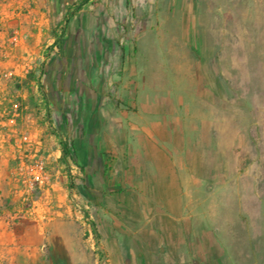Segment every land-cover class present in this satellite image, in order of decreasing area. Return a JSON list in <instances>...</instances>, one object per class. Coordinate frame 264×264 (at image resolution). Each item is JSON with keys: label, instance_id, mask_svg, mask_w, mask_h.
Wrapping results in <instances>:
<instances>
[{"label": "rangeland", "instance_id": "obj_1", "mask_svg": "<svg viewBox=\"0 0 264 264\" xmlns=\"http://www.w3.org/2000/svg\"><path fill=\"white\" fill-rule=\"evenodd\" d=\"M6 2L0 0V6ZM130 7L135 74H161L166 82L181 121L182 176L196 188L187 192L191 197L184 192L187 205L173 234L178 238L168 240L172 253L156 256L153 264H264V0H135ZM46 8L48 4L41 10ZM65 14L49 20L45 14L41 23L34 18L28 31L21 27L24 22L6 28L0 23V58L6 61L0 67V150L10 153L6 200H20L31 208L51 175L64 179L65 186L71 177L74 188L66 205L76 245L69 262L152 264L148 255L111 254L110 242L130 226H136L138 235L145 233L149 208L118 200L113 193L121 176L111 175V166L103 168L101 159L92 174L78 164L75 151L77 163L65 166L59 140L49 130L48 111L53 125L78 145L77 126L71 115L64 119L57 112L46 75L40 74L43 62L46 72L53 47L33 44L34 29L46 22L55 40ZM23 16L37 17L17 8L9 19ZM37 159L43 161L44 179L32 185L27 168ZM61 209L55 205L52 210ZM155 209L171 215L169 207ZM84 211L99 238L105 237L100 243L103 258ZM13 213L20 216L18 210ZM53 252L50 260L61 264L59 247Z\"/></svg>", "mask_w": 264, "mask_h": 264}, {"label": "crops", "instance_id": "obj_2", "mask_svg": "<svg viewBox=\"0 0 264 264\" xmlns=\"http://www.w3.org/2000/svg\"><path fill=\"white\" fill-rule=\"evenodd\" d=\"M78 1L7 0L0 6V23L6 28L24 22L21 27L28 31L34 18L40 23L45 14L48 20L59 19ZM131 3L135 0H88L63 22L59 44L46 59L45 75L50 101L64 119L71 115L78 128V145L72 143L85 173L97 171L101 159L103 168L111 166V175L121 176L113 193L118 200L126 198L131 206L149 208L143 222L145 233L138 235L136 226L126 228L121 238L111 239V254L148 255L153 264L156 256L172 253L168 240L178 238L173 234L182 224L187 205L184 192L190 196L187 192L196 188L185 184L182 176L181 121L175 99L168 98L166 82H161V74L150 78V74H135L137 45L135 34L129 32L135 18ZM46 4L48 8L41 10ZM17 8L37 17L9 19ZM50 27L46 22L42 29L35 28L33 44L50 46L54 42ZM5 62L0 58V67ZM9 157L6 148L0 150V264H54L49 254L56 246L61 250V264H71L69 257L76 244L68 230L66 181L51 175L31 208L20 200L8 201ZM108 157L111 162L105 160ZM55 205L61 211L52 210ZM163 206L171 208V215L162 216L155 209Z\"/></svg>", "mask_w": 264, "mask_h": 264}, {"label": "trees", "instance_id": "obj_3", "mask_svg": "<svg viewBox=\"0 0 264 264\" xmlns=\"http://www.w3.org/2000/svg\"><path fill=\"white\" fill-rule=\"evenodd\" d=\"M88 0H79L77 3L72 4L71 6H69L66 10V14L64 15L63 19L64 22H66L68 20L69 16L74 15L79 9H81V7L87 3ZM64 24L62 25V30H63ZM61 38V33L60 34H56L55 35V40L53 42V44L50 47H53L54 45H58L59 41ZM44 62L41 64V70H40V74H44ZM46 98V97H45ZM48 116H49V130L52 134H54L58 140H59V144L61 147V156H60V160L61 162L65 165V166H69L70 165V161H72L73 163H76L75 161V157H74V144L67 140L64 135L62 134V132H60L52 123V120L50 119V114L48 111ZM68 193L70 198L72 197V189L74 188V182L72 180L71 177H69V181H68ZM85 215L87 217V212H85ZM88 218V217H87ZM88 221L92 227V232L93 235L95 237V243H96V247L98 248V252L100 253V256L103 258L104 256V251L103 249L100 247V243H99V234L97 232L96 226L94 221L90 220L88 218Z\"/></svg>", "mask_w": 264, "mask_h": 264}, {"label": "built area", "instance_id": "obj_4", "mask_svg": "<svg viewBox=\"0 0 264 264\" xmlns=\"http://www.w3.org/2000/svg\"><path fill=\"white\" fill-rule=\"evenodd\" d=\"M27 175L30 183L41 184L44 179V164L41 159L33 160L28 164Z\"/></svg>", "mask_w": 264, "mask_h": 264}]
</instances>
